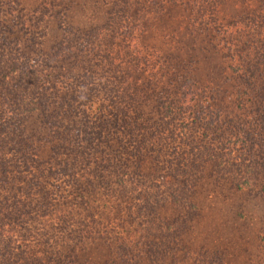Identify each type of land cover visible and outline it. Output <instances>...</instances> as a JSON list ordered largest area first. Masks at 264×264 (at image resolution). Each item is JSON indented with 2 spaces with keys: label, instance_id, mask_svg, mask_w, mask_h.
<instances>
[{
  "label": "trees",
  "instance_id": "trees-1",
  "mask_svg": "<svg viewBox=\"0 0 264 264\" xmlns=\"http://www.w3.org/2000/svg\"><path fill=\"white\" fill-rule=\"evenodd\" d=\"M207 192L264 204V0H0V264H223Z\"/></svg>",
  "mask_w": 264,
  "mask_h": 264
},
{
  "label": "rangeland",
  "instance_id": "rangeland-1",
  "mask_svg": "<svg viewBox=\"0 0 264 264\" xmlns=\"http://www.w3.org/2000/svg\"><path fill=\"white\" fill-rule=\"evenodd\" d=\"M211 197L208 192L207 196L199 197L201 214L188 235L193 246L208 247L211 251L218 249L224 256L223 264H264L260 248L263 202L240 194L227 197L219 193L215 200ZM240 210L244 218L238 216ZM111 255L110 250L102 247L93 249L86 257L107 258ZM107 262L103 264H118L111 260ZM137 264L153 263L142 261Z\"/></svg>",
  "mask_w": 264,
  "mask_h": 264
}]
</instances>
